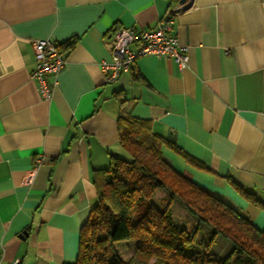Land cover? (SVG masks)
Listing matches in <instances>:
<instances>
[{
	"label": "crops",
	"instance_id": "1",
	"mask_svg": "<svg viewBox=\"0 0 264 264\" xmlns=\"http://www.w3.org/2000/svg\"><path fill=\"white\" fill-rule=\"evenodd\" d=\"M179 1L0 0V264L76 260L93 169L128 153L121 108L205 166L162 147L173 169L264 227V208L232 183L264 203V0H194L175 18L187 67L147 55L105 81L113 30L153 26ZM44 38L76 39L46 99L31 77Z\"/></svg>",
	"mask_w": 264,
	"mask_h": 264
},
{
	"label": "trees",
	"instance_id": "2",
	"mask_svg": "<svg viewBox=\"0 0 264 264\" xmlns=\"http://www.w3.org/2000/svg\"><path fill=\"white\" fill-rule=\"evenodd\" d=\"M75 43L76 39L59 43L60 49L69 51ZM117 123L119 143L128 153L111 154L107 167L93 169L96 203L80 228L76 260L66 264H264V227H256L173 169L161 148L171 149L197 167L205 166L174 142L153 133L148 120L121 108ZM232 183L244 197L264 208V203ZM157 192L179 196L192 215L212 226L211 236L219 234L230 243V254L220 258L192 246L198 226L188 231L177 225L169 208L161 210L151 202ZM127 240L132 241L134 254L123 260L116 245Z\"/></svg>",
	"mask_w": 264,
	"mask_h": 264
},
{
	"label": "built area",
	"instance_id": "3",
	"mask_svg": "<svg viewBox=\"0 0 264 264\" xmlns=\"http://www.w3.org/2000/svg\"><path fill=\"white\" fill-rule=\"evenodd\" d=\"M194 0H184L171 5L166 13L153 26H130L115 28L106 40L110 59L101 63L105 81L115 82L121 73L127 71L140 57L154 55L172 59L180 69L187 67L189 57L187 47L179 43L175 33V18L181 12L191 8ZM35 65L31 73L37 82L42 98H49L52 85L47 76L55 75L66 63V53L60 45L51 39L32 40ZM30 173L25 182H29ZM10 264H18V260Z\"/></svg>",
	"mask_w": 264,
	"mask_h": 264
},
{
	"label": "rangeland",
	"instance_id": "4",
	"mask_svg": "<svg viewBox=\"0 0 264 264\" xmlns=\"http://www.w3.org/2000/svg\"><path fill=\"white\" fill-rule=\"evenodd\" d=\"M151 202L161 210L169 208L173 221L177 225L186 227L188 231L198 226L192 243V246L198 250L217 255L220 258L230 254L232 249L230 243L219 234L211 236L212 226L206 222L199 221L192 215L179 196L170 197L168 194L162 196L156 193L151 198ZM116 249L123 260H130L134 254V245L130 240L118 243Z\"/></svg>",
	"mask_w": 264,
	"mask_h": 264
},
{
	"label": "water",
	"instance_id": "5",
	"mask_svg": "<svg viewBox=\"0 0 264 264\" xmlns=\"http://www.w3.org/2000/svg\"><path fill=\"white\" fill-rule=\"evenodd\" d=\"M184 0H180V2H183Z\"/></svg>",
	"mask_w": 264,
	"mask_h": 264
}]
</instances>
